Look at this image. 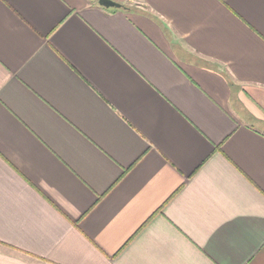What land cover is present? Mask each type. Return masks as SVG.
Here are the masks:
<instances>
[{
  "label": "crops",
  "instance_id": "obj_1",
  "mask_svg": "<svg viewBox=\"0 0 264 264\" xmlns=\"http://www.w3.org/2000/svg\"><path fill=\"white\" fill-rule=\"evenodd\" d=\"M0 0V264H264V0Z\"/></svg>",
  "mask_w": 264,
  "mask_h": 264
},
{
  "label": "water",
  "instance_id": "obj_2",
  "mask_svg": "<svg viewBox=\"0 0 264 264\" xmlns=\"http://www.w3.org/2000/svg\"><path fill=\"white\" fill-rule=\"evenodd\" d=\"M99 5L105 8H120L121 6L110 0H99Z\"/></svg>",
  "mask_w": 264,
  "mask_h": 264
}]
</instances>
